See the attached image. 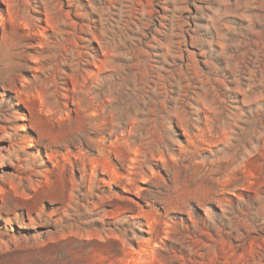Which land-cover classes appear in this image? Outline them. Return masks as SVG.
I'll use <instances>...</instances> for the list:
<instances>
[{
  "label": "rangeland",
  "instance_id": "rangeland-1",
  "mask_svg": "<svg viewBox=\"0 0 264 264\" xmlns=\"http://www.w3.org/2000/svg\"><path fill=\"white\" fill-rule=\"evenodd\" d=\"M0 264H264V0H0Z\"/></svg>",
  "mask_w": 264,
  "mask_h": 264
}]
</instances>
